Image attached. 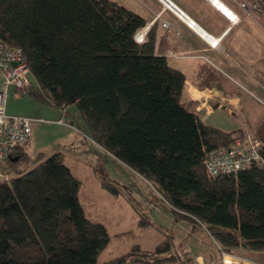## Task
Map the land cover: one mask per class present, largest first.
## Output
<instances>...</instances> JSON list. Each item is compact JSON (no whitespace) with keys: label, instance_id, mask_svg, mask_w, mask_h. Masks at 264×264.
<instances>
[{"label":"trees","instance_id":"16d2710c","mask_svg":"<svg viewBox=\"0 0 264 264\" xmlns=\"http://www.w3.org/2000/svg\"><path fill=\"white\" fill-rule=\"evenodd\" d=\"M245 1L259 6L264 25V0ZM145 26L110 0H0V41L23 52L35 81L28 94L58 109L75 105L89 138L167 207L214 246L264 264V170L208 180L204 152L243 131L225 133L198 119L154 29L135 42ZM256 133L264 147V122ZM0 175L7 178L0 180V264H188L169 246L136 247L99 263L107 232L84 216L79 181L59 154L17 150L0 163Z\"/></svg>","mask_w":264,"mask_h":264},{"label":"rangeland","instance_id":"374dc122","mask_svg":"<svg viewBox=\"0 0 264 264\" xmlns=\"http://www.w3.org/2000/svg\"><path fill=\"white\" fill-rule=\"evenodd\" d=\"M254 5L257 4L249 7ZM256 12H259V6ZM30 82L34 89L35 81L30 78ZM2 83L0 73V89ZM235 96H239L238 105L226 104L224 109L215 107L209 114H199L198 119L216 130L225 133L243 131L234 136L251 135L258 140L256 131L264 122V92L239 90L231 97ZM5 110L8 116L37 121L30 126L27 152L30 156L59 154L62 163L78 179L77 196L84 216L101 224L109 238L107 246L97 256L99 263L136 247L155 250L169 246L170 251L187 260L188 264L213 262L214 259L207 255L217 258L218 251L202 228L173 212L146 181L89 138L75 105L58 109L9 88ZM106 186L117 193L113 194Z\"/></svg>","mask_w":264,"mask_h":264},{"label":"crops","instance_id":"0c3cea01","mask_svg":"<svg viewBox=\"0 0 264 264\" xmlns=\"http://www.w3.org/2000/svg\"><path fill=\"white\" fill-rule=\"evenodd\" d=\"M110 1L143 18L146 21L143 29L147 33L154 29L157 43L167 54L174 55L168 58L169 65L183 74L184 99L193 103L197 117L202 112L211 113L215 107L238 105L239 96H231L239 90L264 92V25L258 12L251 9L244 12L238 6L244 2L249 7V2L218 0L238 17L237 22H231L209 0H169L200 30L218 40L217 48L213 49L171 12H162L158 0ZM162 22L169 23V27H162ZM239 253L245 258L244 252Z\"/></svg>","mask_w":264,"mask_h":264},{"label":"built area","instance_id":"2783aa9c","mask_svg":"<svg viewBox=\"0 0 264 264\" xmlns=\"http://www.w3.org/2000/svg\"><path fill=\"white\" fill-rule=\"evenodd\" d=\"M162 5V12L169 11L190 30L197 32V25L184 12L169 0H158ZM215 7L227 15L231 22H237L238 17L230 10L222 6L218 0H209ZM239 8L248 12L249 9L257 11L258 5L248 7L240 2ZM160 17V15L158 16ZM162 27L168 28L169 23L162 22ZM147 31L142 29L135 35V42L142 44L145 41ZM199 34V33H198ZM205 35V34H203ZM199 36L213 49L217 48L218 41L208 42L204 36ZM168 54L167 58H173ZM0 73L2 76V89H0V163L10 157L15 151L28 152L31 140V124L37 122L25 117H12L6 114L5 101L9 88H13L21 95H27L31 90L30 72L26 65L23 52L19 48L9 46L0 41ZM263 143L254 139L251 135H236L227 145H219L204 152L202 165L205 176L211 182L225 181L236 177L240 172L257 168L264 170ZM1 181H6L5 176L0 175ZM218 251V259L209 264H259L255 261L234 255L215 245Z\"/></svg>","mask_w":264,"mask_h":264},{"label":"bare ground","instance_id":"6f19581e","mask_svg":"<svg viewBox=\"0 0 264 264\" xmlns=\"http://www.w3.org/2000/svg\"><path fill=\"white\" fill-rule=\"evenodd\" d=\"M197 32H198L200 35L204 36V38H205L208 42H210V43H213V42H214V40L208 38V37H207V34H205V33H204L202 30H200L199 28H197ZM203 34H205V35H203ZM211 38H212V37H211ZM217 41H218V40H217Z\"/></svg>","mask_w":264,"mask_h":264}]
</instances>
